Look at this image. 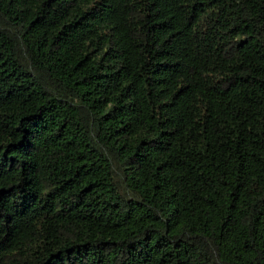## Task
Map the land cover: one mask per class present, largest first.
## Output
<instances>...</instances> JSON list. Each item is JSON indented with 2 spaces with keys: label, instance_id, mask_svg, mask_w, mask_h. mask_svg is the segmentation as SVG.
Listing matches in <instances>:
<instances>
[{
  "label": "trees",
  "instance_id": "1",
  "mask_svg": "<svg viewBox=\"0 0 264 264\" xmlns=\"http://www.w3.org/2000/svg\"><path fill=\"white\" fill-rule=\"evenodd\" d=\"M0 264H264V0H0Z\"/></svg>",
  "mask_w": 264,
  "mask_h": 264
}]
</instances>
